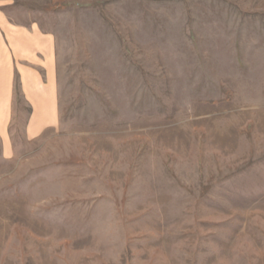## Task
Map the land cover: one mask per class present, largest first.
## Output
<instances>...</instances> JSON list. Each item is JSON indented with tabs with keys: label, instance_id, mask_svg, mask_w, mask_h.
Instances as JSON below:
<instances>
[{
	"label": "rangeland",
	"instance_id": "374dc122",
	"mask_svg": "<svg viewBox=\"0 0 264 264\" xmlns=\"http://www.w3.org/2000/svg\"><path fill=\"white\" fill-rule=\"evenodd\" d=\"M0 14L56 39L0 108V264H264V0Z\"/></svg>",
	"mask_w": 264,
	"mask_h": 264
},
{
	"label": "crops",
	"instance_id": "0c3cea01",
	"mask_svg": "<svg viewBox=\"0 0 264 264\" xmlns=\"http://www.w3.org/2000/svg\"><path fill=\"white\" fill-rule=\"evenodd\" d=\"M53 54H56V39L51 31L42 30L34 21L16 24L0 14V108L10 106L15 77L22 83L26 79L34 85L38 83L34 88L44 87L47 92L49 87L40 76L54 73ZM43 96L48 100V96ZM43 105L47 106L48 102Z\"/></svg>",
	"mask_w": 264,
	"mask_h": 264
}]
</instances>
